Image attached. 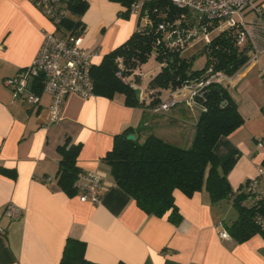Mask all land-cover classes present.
<instances>
[{
	"label": "crops",
	"instance_id": "0c3cea01",
	"mask_svg": "<svg viewBox=\"0 0 264 264\" xmlns=\"http://www.w3.org/2000/svg\"><path fill=\"white\" fill-rule=\"evenodd\" d=\"M87 1L81 15L69 10V16L85 24L80 44L98 50L93 58L97 66L133 35L139 20L132 12L121 15L126 8L118 1ZM258 3L264 13V0ZM44 29L57 30L33 0H0V225L4 227L0 264H62L68 238L84 242L85 257L99 264H264L262 232L257 229L240 241L228 231L239 217L233 197L213 203L205 188L191 197L176 189L181 220L175 224L169 213L158 217L143 211L116 183L104 161L115 136L143 120L153 126V134L189 147L197 117L188 131L190 111L185 105L155 112L127 105L122 93L90 98L71 93L64 100L60 119L52 122L51 98L42 89L36 105L14 95L5 80L31 65ZM262 57L225 85L244 117L243 124L221 137L215 147L223 161L235 157L228 173L235 194L264 171V152L258 145L264 136ZM157 65L146 71L157 74ZM137 134L141 142L147 137ZM67 140L81 144L77 163L82 170L102 173L101 202H83L78 194L70 196L59 186V147ZM260 186L264 188V180ZM10 202L24 210L23 218L9 221L3 216ZM244 203L252 205L248 199Z\"/></svg>",
	"mask_w": 264,
	"mask_h": 264
},
{
	"label": "trees",
	"instance_id": "16d2710c",
	"mask_svg": "<svg viewBox=\"0 0 264 264\" xmlns=\"http://www.w3.org/2000/svg\"><path fill=\"white\" fill-rule=\"evenodd\" d=\"M121 3L126 11L131 12L134 0H115ZM65 7L75 15H81L88 7L87 0H65ZM163 3L156 4L160 9ZM155 6V5H154ZM168 17L174 19L183 12L173 5H168ZM153 7V5H152ZM165 7V6H164ZM159 17H154V25L139 29L120 47L107 53L100 65L91 70L94 82V92L113 97L116 93L125 95V103L131 106L153 107L155 103L146 104L137 98L135 88L121 81L116 75L118 65L116 59L122 57L126 64V74L141 67L149 60L153 49L158 51L157 60L165 63L150 81L152 88H174L193 78H199L209 68L234 74L247 60L251 50L250 45L239 46L236 42L237 30L230 28L222 31L206 42L201 55L206 62L203 68H194L197 55L183 56V52L171 51L164 45H157L159 33L156 26ZM65 34H80L85 24L76 18L68 16L59 26ZM36 90L42 89V84L36 85ZM205 110H200L195 123L192 144L184 147L153 134V126L146 120L136 128L130 126L115 136L113 148L106 154L104 161L110 166L116 183L129 193L137 205L146 213L163 217L169 213V219L177 224L181 220L175 203L174 192L181 190L187 196H193L205 188L213 203L233 197V204L239 211L238 219L228 227L230 235L240 241L248 239L257 230L252 221L255 206H247L245 191L235 194L228 180V173L235 163L232 155L222 160L215 147L221 137L229 135L240 127L244 117L239 111L236 101L228 88L223 84H211L200 100ZM138 132L147 134L141 142ZM129 134H135L134 139H128ZM81 144H71L69 140L59 147L62 158L57 171L59 186L70 196L78 194L75 185L82 170L77 163ZM62 264H99L85 257V243L68 238ZM118 264H125L119 262Z\"/></svg>",
	"mask_w": 264,
	"mask_h": 264
},
{
	"label": "built area",
	"instance_id": "2783aa9c",
	"mask_svg": "<svg viewBox=\"0 0 264 264\" xmlns=\"http://www.w3.org/2000/svg\"><path fill=\"white\" fill-rule=\"evenodd\" d=\"M33 2L57 30H43L42 45L31 65L16 76L7 78L5 83L15 96L36 105L40 101V93L35 87L40 81L42 91L51 98L49 111L52 122H56L60 119L64 100L69 94L74 93L82 98L95 96L91 70L93 58L98 50L82 47L79 34L71 32L63 34L60 31L59 26L69 16L65 0ZM158 3L164 4L162 9L156 6ZM169 4L183 12L170 19ZM131 12L139 16V29L152 27L154 17H159L156 26L159 36L156 44H162L171 51L183 52L190 40L198 36L210 42L214 36L230 28L237 30L236 42L239 46L248 44L251 47L247 60L234 74L209 68L201 77L193 78L174 88L150 87V81L156 74L144 72L141 67L126 74L129 68L126 67L124 59L118 57L117 77L123 82L130 83L135 90H140L138 98L140 101L146 104L155 103L151 107L155 112H167L178 105H185L190 110H205L200 100L204 98L211 84L225 86L237 75L257 65L264 54V13L258 0H134ZM214 32L217 34L212 36ZM158 54V51L153 49L149 59H155L157 68L161 69L165 63L157 60ZM259 77L264 83V71ZM262 109L264 111V103ZM258 145L264 152V136L259 139ZM262 180L264 171L248 180L244 185V191L247 199L255 206L252 221L264 234V188L260 186ZM75 185L81 201L95 204L101 202L104 189L101 172L82 171ZM3 216L9 221L20 220L24 216V210L10 202L5 206ZM3 231L4 227L0 225V232Z\"/></svg>",
	"mask_w": 264,
	"mask_h": 264
},
{
	"label": "rangeland",
	"instance_id": "374dc122",
	"mask_svg": "<svg viewBox=\"0 0 264 264\" xmlns=\"http://www.w3.org/2000/svg\"><path fill=\"white\" fill-rule=\"evenodd\" d=\"M138 20H139V16L136 15ZM217 32H214L212 34V36L216 35ZM206 44V40L202 37V36H198L195 37L193 39L190 40V42L187 44L186 48L183 51V56L186 57H190L192 55H197L196 56V60L194 62V68L196 69H201L204 67L205 62H206V58L204 55H201L200 52L202 51L203 47ZM262 59H264V57H262ZM155 65H157V62L155 59L151 58L147 61V63L143 64V71L145 72L146 70H149L151 68H153ZM188 109V108H187ZM189 123L187 124V130L189 131V129L191 130L192 126H193V122L195 121L196 117L199 114V110H190L189 109ZM182 144L185 146L186 144L184 142H182ZM181 145V144H180Z\"/></svg>",
	"mask_w": 264,
	"mask_h": 264
},
{
	"label": "water",
	"instance_id": "95a60500",
	"mask_svg": "<svg viewBox=\"0 0 264 264\" xmlns=\"http://www.w3.org/2000/svg\"><path fill=\"white\" fill-rule=\"evenodd\" d=\"M139 92H140V90L139 89H136V93H137V98H139ZM135 138V134H129L128 135V139H134Z\"/></svg>",
	"mask_w": 264,
	"mask_h": 264
}]
</instances>
